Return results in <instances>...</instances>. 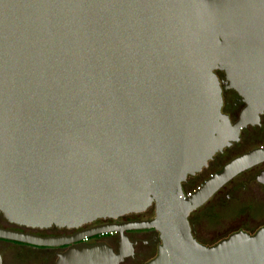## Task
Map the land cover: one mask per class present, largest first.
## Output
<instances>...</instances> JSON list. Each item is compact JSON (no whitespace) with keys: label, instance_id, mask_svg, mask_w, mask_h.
Masks as SVG:
<instances>
[{"label":"water","instance_id":"1","mask_svg":"<svg viewBox=\"0 0 264 264\" xmlns=\"http://www.w3.org/2000/svg\"><path fill=\"white\" fill-rule=\"evenodd\" d=\"M218 72L245 103L236 123L222 112ZM263 111L264 0H0V213L11 222L77 228L154 207L149 220L82 238L153 228L161 244L145 264H264V227L207 246L189 222L264 161V147L183 188ZM130 253L78 245L57 264H120ZM26 261L7 258L40 264Z\"/></svg>","mask_w":264,"mask_h":264},{"label":"flooded vegetation","instance_id":"2","mask_svg":"<svg viewBox=\"0 0 264 264\" xmlns=\"http://www.w3.org/2000/svg\"><path fill=\"white\" fill-rule=\"evenodd\" d=\"M218 76L221 80V85L223 88L222 112L229 116L232 123H236L239 121L240 114L245 106V103L242 100V97L235 90L225 88L224 73L218 72ZM261 147H264V111L260 114L259 122L255 124H247L246 126L241 128L239 139L237 141L224 148L223 151L216 153L212 157V159L209 160L208 165L204 167L201 172L193 176H189L183 183L184 191L187 190V182L189 179H194L193 182L196 183V177L198 175H201L204 178L203 182L199 185L201 186L212 175L221 171L223 167L234 158ZM205 172L210 173L208 177L204 174ZM231 186L233 187V189L240 188L243 190H249L248 194H246L245 196L249 197V201H245V203H242L237 212L244 213L246 207L252 208V212L254 214L260 212V218H258L256 222L252 224L253 226H240L231 234L239 231L249 234L256 233L260 228L264 227V161L257 163L239 173L227 184H225L220 190H218L212 196V198H210L201 207L206 206L211 201V199ZM224 196H226L224 198H228L231 195L230 193H225ZM226 204L221 203V206H226ZM210 211H214V209H210ZM192 213L190 214V216L192 215ZM190 216L189 222L191 225L192 233L194 237L200 243H202L195 234V230L193 229L194 222H191ZM153 217L154 210H152V212H149L147 210L146 212L139 214H127L119 217L118 219H98L77 228L58 227L55 225L47 228H33L11 222L6 217H4L2 213H0V229L17 231L24 234L39 236L41 238H57L69 241V243L67 244L48 246L35 245L0 237V264H7L8 255H14V252H16V254H18L23 259L26 258L27 261L33 259L40 264H57L60 255L68 253L72 248L78 245L80 247H85L94 246L97 244H105L114 252V254H120L121 252L125 253L127 251L129 253L130 251L131 253L125 255L120 264H128L130 260L131 262H135L137 259H145L141 260L139 263L136 262L137 264H145L157 255L158 248L161 244L160 234L153 228L128 229L123 231V233L121 232V230H116L113 233L107 232L85 236L84 238L82 237L86 233L95 232L97 229L105 225H113L114 227L116 226L121 229L128 222L149 220ZM200 218L198 219V221L200 220ZM231 234H229L228 236H230ZM123 235H125V240L123 239ZM228 236H225L220 240L214 242L213 244L207 246H212L219 241L227 238Z\"/></svg>","mask_w":264,"mask_h":264},{"label":"rangeland","instance_id":"3","mask_svg":"<svg viewBox=\"0 0 264 264\" xmlns=\"http://www.w3.org/2000/svg\"><path fill=\"white\" fill-rule=\"evenodd\" d=\"M204 174L208 177L210 173L205 172ZM203 179L201 175L196 177V183L193 182L194 179H189L186 192L194 191L203 182ZM248 191L240 188L233 189L231 186L211 199L206 206L200 207L192 213L190 220L194 222L193 229L202 243L206 245L213 244L228 236L240 226L252 225L260 218V212L254 214L252 208L249 207H246L244 213L237 212L242 203L249 201V197H245ZM225 193H230L231 196L224 198L226 197L224 196ZM221 203L227 204L226 206H221ZM210 209H214V211H210ZM199 218L200 220L198 221Z\"/></svg>","mask_w":264,"mask_h":264},{"label":"trees","instance_id":"4","mask_svg":"<svg viewBox=\"0 0 264 264\" xmlns=\"http://www.w3.org/2000/svg\"><path fill=\"white\" fill-rule=\"evenodd\" d=\"M152 210H154V207L151 208ZM149 211V210H148Z\"/></svg>","mask_w":264,"mask_h":264}]
</instances>
